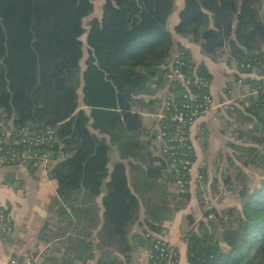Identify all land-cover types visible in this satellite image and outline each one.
Masks as SVG:
<instances>
[{
	"label": "trees",
	"instance_id": "obj_1",
	"mask_svg": "<svg viewBox=\"0 0 264 264\" xmlns=\"http://www.w3.org/2000/svg\"><path fill=\"white\" fill-rule=\"evenodd\" d=\"M175 3L105 0L101 15L86 30L84 20L95 13L93 0H0V112L20 129L54 132L47 150L57 161L48 174L57 184L61 205V226L56 230L70 232L72 245L81 234L76 256L63 264L80 260L79 252L93 257L90 238L100 220L91 204L104 186L106 236L117 240L122 253L130 252L129 230L144 208L145 231L138 241L150 252L151 263L160 264L154 245L164 223L184 203L170 207L173 196L167 188H177L176 180L170 158L160 151V141L156 145L162 128L173 134V125L159 121L148 131L140 112L157 114L165 100L172 104L171 113L190 104L185 88L169 80L178 56L182 75L200 79L191 87L195 93H209L213 79L204 64L194 63L189 49L178 45L174 53L168 20ZM175 31L199 44L213 61L226 58L236 70V82L238 74H249L264 64V0H184ZM84 35L87 59L82 71ZM244 82L251 88L263 86L250 78ZM162 89H167L164 99H142L153 98ZM226 110L241 123L239 138L254 146H235L233 150L242 153L235 158L245 168L257 163L263 178L250 189L242 185L249 178L237 168L240 184L232 190L243 199L242 208L204 213L184 238L188 262L264 264V96L238 100ZM113 151L119 160L112 164ZM188 191L178 192L177 198L186 202ZM51 233L47 227L44 240H50ZM47 261L61 264L55 257Z\"/></svg>",
	"mask_w": 264,
	"mask_h": 264
},
{
	"label": "crops",
	"instance_id": "obj_2",
	"mask_svg": "<svg viewBox=\"0 0 264 264\" xmlns=\"http://www.w3.org/2000/svg\"><path fill=\"white\" fill-rule=\"evenodd\" d=\"M183 4L184 0L178 6L179 9H176L175 4L174 12L168 20V28L175 43L174 53L177 54L178 45H182L191 51L195 64H204L207 67L213 78L210 93L216 103L220 105L237 99L241 89L236 84L234 66H229L226 59L223 62L213 61L203 54L199 44L192 43L189 39L176 34L175 28L179 23ZM166 90H160L153 98L147 95L142 96V99H164L167 95ZM226 109L219 107L208 112L190 130L196 164L189 186L188 200L182 202L177 198L179 194L175 186L167 188V191L173 196L170 207L176 208L181 203H184V206L164 223L163 233L159 237L164 238L176 248L178 264H190L184 237L188 232L194 230L196 223L204 218L203 194H207L209 187L220 188V184L228 185L226 181L232 169L240 163L235 158L236 154L233 164L230 160L232 154L235 153L233 148L237 145L232 144L235 141L231 139L229 128L234 125V120L229 117ZM140 114L141 117L143 115L148 117L147 122H143L146 130L152 131L156 128L159 122L156 114L147 111L140 112ZM156 145L159 146L158 139ZM111 157L112 164L119 160V155L115 151L111 153ZM198 171L204 175V186L196 181L195 175ZM106 192L104 186L102 194L93 203L91 202L92 206L97 207L100 220L98 228L92 232L90 238V242L94 246L93 257L87 258L82 252H79L81 259L76 260L74 264H99L102 260L110 264H152L150 252L138 241V237L143 239L145 231L144 208L140 220L129 230L130 252L122 253L118 248L117 240H111L106 236V232L102 228V201ZM0 207L8 210V217L13 226L12 234L8 236L0 234V264H12L13 260L22 257L28 260L33 257L32 255H35L32 260L33 264H48L47 259L50 258V255L58 258L61 264L67 263L65 260L74 259L81 234H76L75 242L72 245L69 240L70 232L66 233L63 229L60 233L59 230H56L61 226L58 215L61 205L57 194V184L44 172L37 173V169L30 166L0 170ZM219 207L217 209H222L223 206ZM189 218L195 221L194 224L190 223ZM47 227L52 230L50 240H44V230Z\"/></svg>",
	"mask_w": 264,
	"mask_h": 264
},
{
	"label": "built area",
	"instance_id": "obj_3",
	"mask_svg": "<svg viewBox=\"0 0 264 264\" xmlns=\"http://www.w3.org/2000/svg\"><path fill=\"white\" fill-rule=\"evenodd\" d=\"M183 62L178 57L172 63V74L170 81H177L185 88V98L190 100V104L185 105L179 112L171 111V102L164 101L163 107L156 114L158 121L171 122L174 128L173 134L168 133L164 128L159 133L158 140L161 143V152L166 154L171 160V170L174 173L178 192L183 193L189 188L191 178L195 171L194 147L190 139V130L196 122L208 112L219 107L227 108L229 105L243 100L249 96H264V64L262 68H255L249 74H238L239 79L236 84L241 89L237 99L216 103L209 93L199 95L191 88L198 85L200 79L196 75L184 77L180 72ZM249 68V67H248ZM250 78L253 81L261 82L263 86L251 88L244 80ZM53 130L45 132H34L28 128L20 129L13 125L11 119L0 112V170L22 166H32L36 169L42 168V172L48 175L57 164L49 150L53 140ZM197 183L204 186V175L198 171L195 175ZM219 198H207L204 213L214 210V203ZM210 218H212L210 216ZM13 226L9 220L5 208H0V234L8 236L12 234ZM185 238V237H184ZM156 252V260L160 264H178V252L176 248L162 237H158L153 248ZM33 263V262H32ZM27 260L26 264H32ZM12 264H17L13 261Z\"/></svg>",
	"mask_w": 264,
	"mask_h": 264
},
{
	"label": "rangeland",
	"instance_id": "obj_4",
	"mask_svg": "<svg viewBox=\"0 0 264 264\" xmlns=\"http://www.w3.org/2000/svg\"><path fill=\"white\" fill-rule=\"evenodd\" d=\"M105 0H93L94 6H95V13L90 16L89 18L84 20V28L86 30L89 29V23L90 21L94 18V17H99L101 15V7L103 6ZM183 2V0H176V9H179L178 6ZM176 18V15H175ZM82 41L84 42V58L81 62V69L82 71L85 69V61L87 59V41H86V35H84L82 37ZM226 58H221L220 61H225ZM236 90V87L234 88ZM142 120H144L143 122H147L148 117L143 115L142 116ZM154 120V119H153ZM241 123H236L234 121V125L231 126L229 128V133L231 135V139L234 140L235 142H233L232 144H236L237 147H248V146H252L251 144H246V142L244 141V139L239 138V134H238V128L240 127ZM254 125L250 124V127L253 128ZM261 151V149H260ZM238 150L235 151V153L232 154V157H230L231 162L234 163V155H237ZM241 152L239 151L238 154H240ZM242 154V153H241ZM244 155V154H243ZM242 155V156H243ZM246 155V154H245ZM241 166V163H238L235 165V168L232 169V172L230 173V176L228 178H230V182L225 185L220 184V188H210L207 191V194H203L202 197V206H203V210H205V202L207 198H212V199H216L219 198L216 203H214V209L220 208L219 206H223L222 209H218V210H225V209H229V208H236V209H241L242 208V201L243 199H240L238 197L237 194H235V192L232 190V188H235V184L237 183V175L239 173V170L237 168L240 169V172H242L247 178H249L247 181L245 180L242 185L247 184L248 187L250 189H253L255 186L258 185V183L260 182V180L263 178V172L262 169L259 168L257 163H252L250 164L248 167H239ZM42 172V168L37 169V173ZM234 182V184H232ZM237 184H240V182H238ZM214 189L216 191V193H214ZM196 228V225H195ZM194 228V229H195ZM49 257H53V256H49Z\"/></svg>",
	"mask_w": 264,
	"mask_h": 264
},
{
	"label": "water",
	"instance_id": "obj_5",
	"mask_svg": "<svg viewBox=\"0 0 264 264\" xmlns=\"http://www.w3.org/2000/svg\"><path fill=\"white\" fill-rule=\"evenodd\" d=\"M7 169H10V168H7ZM12 169V168H11ZM5 170V169H4Z\"/></svg>",
	"mask_w": 264,
	"mask_h": 264
}]
</instances>
